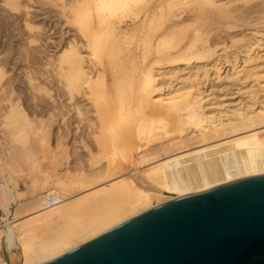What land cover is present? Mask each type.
<instances>
[{
    "label": "bare ground",
    "instance_id": "obj_1",
    "mask_svg": "<svg viewBox=\"0 0 264 264\" xmlns=\"http://www.w3.org/2000/svg\"><path fill=\"white\" fill-rule=\"evenodd\" d=\"M33 1L1 0L12 32L22 34L18 15H30ZM252 1L52 0L63 35L75 33L54 42L57 52L25 17L26 31L38 33L25 41L45 54L38 68L32 55L19 59L29 61L23 77L33 100H51L60 124L70 123L67 112L79 117L86 128L72 145L91 157L92 145L105 164L95 179L81 168L69 184L56 173L35 182L25 201L34 212L25 217L12 212L25 205L16 184L1 176L0 264H46L160 205L264 175V27L230 35L244 20L238 5ZM204 9L225 21L221 42L197 27L209 18ZM6 68L0 59V128L9 133L0 142L11 150L40 126L7 91Z\"/></svg>",
    "mask_w": 264,
    "mask_h": 264
},
{
    "label": "water",
    "instance_id": "obj_2",
    "mask_svg": "<svg viewBox=\"0 0 264 264\" xmlns=\"http://www.w3.org/2000/svg\"><path fill=\"white\" fill-rule=\"evenodd\" d=\"M46 264H264V175L160 205Z\"/></svg>",
    "mask_w": 264,
    "mask_h": 264
},
{
    "label": "rangeland",
    "instance_id": "obj_3",
    "mask_svg": "<svg viewBox=\"0 0 264 264\" xmlns=\"http://www.w3.org/2000/svg\"><path fill=\"white\" fill-rule=\"evenodd\" d=\"M51 1L52 0H34L30 4V7L32 9L30 10L31 12L28 16H26V11L24 9L22 10V12L18 15V23L20 24V30L22 33L20 35L17 31L12 32L10 30L9 24L7 23H12L13 18L9 13H6L4 11L3 7L1 6L0 0V16L1 18L2 16L4 17L2 22L0 21V59L7 66L6 70L8 71V77L6 78L5 87L10 93L13 91H15V94L17 93L16 95L14 94V97L12 98L16 99L19 97L21 99V102H23V104L26 106L24 107L27 108L26 110L30 113V116H32L33 120L35 119L38 122L37 125L40 126V131H38L39 134H29L24 143H22L21 145L15 144V147H12L11 150L7 149L8 145L4 143V140L3 142H0V167H2V169L0 168V177L7 176L8 178H10L11 180H9V182L12 187L14 183L16 184L18 189L17 192L20 194V199L24 201V204L25 201L30 198L29 189L35 182H40L43 179L47 180L48 177H51L56 173L64 177L69 184L70 181L76 175H78L75 173L78 172V170H80L81 168H85V170L87 171V175L90 176V178L95 179L94 177H96V173H99L105 164V160L102 157H98L97 150L92 147V145H89L91 146L93 154L92 157L82 144L75 143L76 146L72 145L74 143L70 139H73L74 137L71 136L74 135L79 138L83 137L86 128L85 123L82 122V120H79V117L72 115V113L68 114L67 110H64L65 112H67V119L69 117L68 121H70V123H72L73 125L68 122L69 126H66L68 124L66 123L64 125L62 121L60 124L58 116L61 117V115H58L60 113H58V111L56 113V110L53 109V102L51 103V100H48L47 98H42L43 102L40 100L41 98L39 99V101H34L33 94L30 92L29 86L26 83L25 78L23 77L24 68H26L29 61L31 60L30 55H32V57H35L37 59V62H39V65L36 66V68H38L43 62L42 58L43 56H45V54H42V52H44L45 47L48 48L49 52L52 50L57 52L59 49L56 48L57 46L54 42L66 40L71 35L75 34L73 31H68L65 35H63V31H65L64 19L62 18L59 10L51 6ZM238 6V9L236 8V15L244 17V20L236 25V29L232 30L230 32V35L232 33H234V35H238V33L240 34L243 32H248L249 28H253L255 24H257L258 27H264V24H261L264 21V0H253L246 5ZM202 15H204L205 17L208 16L209 18L203 23H199L197 27L206 31V33L203 31V33L205 34L210 32V35L207 34L208 40L210 39V43H214L213 40H215L216 43V39L219 37L221 39L228 37L227 34H229V30L225 31V29H222L221 26L222 23L225 22L223 19L214 17L209 9H204ZM13 17L16 18V16L14 15ZM25 17L27 19H31L37 27L43 28L40 39L41 45H43L44 48H39V46L37 45L33 47L28 46L27 42L25 41V38L28 36V34L37 35L38 33L37 31H34L32 33L26 31V29L24 28ZM4 20L6 21V24H3ZM204 23H206V25ZM203 24L204 26H202ZM14 27L16 28V26ZM16 32L18 33V35L15 34ZM217 34H219L220 36L218 35V37ZM19 35L24 36L22 38V41L20 39L21 37L19 38ZM15 36H17L18 39ZM221 39H217V42H221ZM16 43H19L21 45L18 46ZM21 58L23 60L29 59V61H27L26 63L21 62ZM1 108L3 109L4 107L0 106V109ZM53 111H55L54 113L56 114V116ZM0 112H2V110ZM1 115L2 113L0 114V116ZM71 115L72 117H74L72 118ZM40 120L44 121L40 122ZM80 121L81 123H83V125L80 124ZM45 122L46 126L44 125ZM77 123H79L80 127H82L83 133L79 132L80 134L76 133L75 135L74 133ZM2 130L0 128V139L5 138L6 136V138L8 139L9 135H6L8 130L6 129L7 132L4 131V128H2ZM59 137L63 141H65L63 149H59ZM43 140L44 142H42ZM13 148L15 149V151ZM16 148H18V151H16ZM8 152H10L11 155L16 152L17 155L15 153L13 156H11ZM36 164H38V166H36ZM67 169H70L69 174H62L63 171ZM136 179L138 181L142 180L139 175H136ZM17 210L18 209L15 207V205H13V214L17 213L18 217H25L28 214L34 212V207L30 206L29 203H26L22 208V211ZM2 215L3 213L2 211H0V217H2ZM13 216L11 220L13 219Z\"/></svg>",
    "mask_w": 264,
    "mask_h": 264
}]
</instances>
